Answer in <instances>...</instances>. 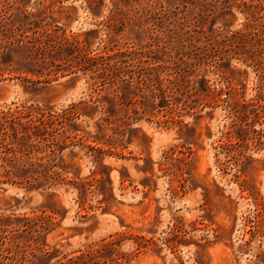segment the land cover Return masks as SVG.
Instances as JSON below:
<instances>
[{
    "label": "rangeland",
    "instance_id": "rangeland-1",
    "mask_svg": "<svg viewBox=\"0 0 264 264\" xmlns=\"http://www.w3.org/2000/svg\"><path fill=\"white\" fill-rule=\"evenodd\" d=\"M23 105L71 110L69 147L0 182V264H264V0H0Z\"/></svg>",
    "mask_w": 264,
    "mask_h": 264
},
{
    "label": "trees",
    "instance_id": "trees-1",
    "mask_svg": "<svg viewBox=\"0 0 264 264\" xmlns=\"http://www.w3.org/2000/svg\"><path fill=\"white\" fill-rule=\"evenodd\" d=\"M246 37L247 33L245 30L237 31L231 36V38L224 41L222 45L225 47L226 44H242V40L246 39ZM214 48L215 46H212L211 49L204 51L201 60L206 57L208 58L211 54L210 52L214 51ZM118 55L124 58V53ZM188 57V59L193 58V56L190 55H188ZM96 59L97 70L99 61H101L103 67L102 77H105V80L116 78V76L121 75L133 79L138 78L139 82L143 79L141 71L130 69L129 61H125L122 58L110 61L101 56ZM190 62L191 61L189 60L186 61V59L183 60V74L188 65H193V63ZM133 63L134 65L140 64L138 62ZM174 70L176 74L175 76H178L181 72L180 68H175ZM71 118V110L68 109L58 111L51 107L43 108L33 105H23L22 107L17 106L16 108H8L6 110L0 109V182L10 180L13 183H18L20 181H17L14 177L21 176L26 180H29L30 178L42 182L46 180L48 176L45 172L41 174L23 173L25 172L23 156H33L37 160H44L46 157L44 154H46L48 150H50L51 155L61 154L63 150L69 147L66 140V137H69V135L67 133L68 131L65 129L64 123L68 119L71 120ZM47 136L49 137L48 140H50V142L46 139ZM60 159H62V156H60ZM8 164L17 166V170H11L7 166ZM42 165L45 164L42 163ZM62 170L67 171V167L62 166ZM57 173L59 176L62 174L61 171ZM4 177H6V179ZM107 245H110V243L108 242ZM97 252H100V250L97 249ZM70 262L72 264H86V256L83 254L76 258H71Z\"/></svg>",
    "mask_w": 264,
    "mask_h": 264
}]
</instances>
